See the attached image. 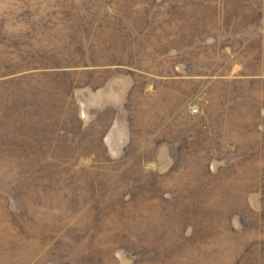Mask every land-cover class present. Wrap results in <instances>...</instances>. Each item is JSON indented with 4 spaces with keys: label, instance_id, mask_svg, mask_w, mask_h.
Here are the masks:
<instances>
[{
    "label": "rangeland",
    "instance_id": "obj_1",
    "mask_svg": "<svg viewBox=\"0 0 264 264\" xmlns=\"http://www.w3.org/2000/svg\"><path fill=\"white\" fill-rule=\"evenodd\" d=\"M0 264H264V0H0Z\"/></svg>",
    "mask_w": 264,
    "mask_h": 264
}]
</instances>
